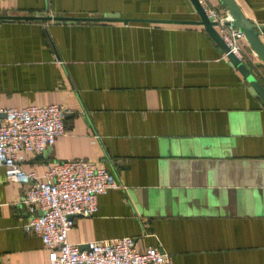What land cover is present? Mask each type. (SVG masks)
Returning <instances> with one entry per match:
<instances>
[{"label": "crops", "instance_id": "crops-1", "mask_svg": "<svg viewBox=\"0 0 264 264\" xmlns=\"http://www.w3.org/2000/svg\"><path fill=\"white\" fill-rule=\"evenodd\" d=\"M234 2L264 24V0ZM105 13L158 22L20 19ZM196 20L189 0H0V106L67 110L64 133L21 167L84 158L117 184L74 217L69 243L129 236L168 264H264V108ZM238 43L264 88V66ZM23 193L0 167V264L47 263L22 230Z\"/></svg>", "mask_w": 264, "mask_h": 264}, {"label": "built area", "instance_id": "built-area-1", "mask_svg": "<svg viewBox=\"0 0 264 264\" xmlns=\"http://www.w3.org/2000/svg\"><path fill=\"white\" fill-rule=\"evenodd\" d=\"M208 1L197 0L228 52L241 61V33L228 24L225 10L217 11ZM66 111L55 103L0 106V167L6 181L24 187L19 201L26 206L28 217L22 230L40 238L47 250L46 264H168L156 247L136 250L129 236L88 241L83 248L67 241L74 217L92 214L97 195L117 184L106 169L84 158L51 162L40 174L23 170L22 154H40L64 133Z\"/></svg>", "mask_w": 264, "mask_h": 264}, {"label": "water", "instance_id": "water-1", "mask_svg": "<svg viewBox=\"0 0 264 264\" xmlns=\"http://www.w3.org/2000/svg\"><path fill=\"white\" fill-rule=\"evenodd\" d=\"M223 5L225 11L227 12L230 21L228 24L235 27L239 33H241L245 43L252 50L255 57L264 66V44L259 38V33H264V24H255L250 21L242 14L234 0H219ZM194 12L196 13L198 20L187 21V23H192L202 26L208 36L213 40V42L218 46L225 57L232 64L233 67L237 69L240 75L243 77L248 85L250 93L254 96L256 101L259 102L260 106L264 108V88L260 85L258 80L250 73L247 67L237 59L233 54L228 52L227 47L221 41L216 30L213 28V22L208 20L203 13L197 0H189ZM20 19H34L42 21H51L53 23H71L74 21H139V22H158L151 19H124L118 18L117 15L112 13H105L102 17L98 18H74V17H48V16H32V17H20ZM80 248H83L82 246Z\"/></svg>", "mask_w": 264, "mask_h": 264}]
</instances>
